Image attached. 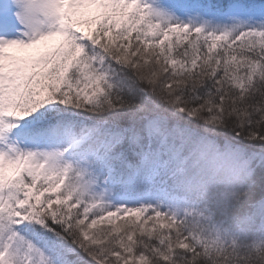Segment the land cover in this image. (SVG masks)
<instances>
[{"label":"trees","instance_id":"trees-1","mask_svg":"<svg viewBox=\"0 0 264 264\" xmlns=\"http://www.w3.org/2000/svg\"><path fill=\"white\" fill-rule=\"evenodd\" d=\"M130 1L125 3L95 0L96 3L92 6L90 3L80 9L77 6L73 15L82 13L79 22L71 18L70 14L66 12L63 14L59 25L57 24L59 34L54 35L58 42L59 54L53 62L49 59L48 66H43L44 63H41L31 69L37 73L33 80L38 84L37 91L31 93L32 86L30 85L27 91L25 87V98L20 102L17 114L18 117H27L26 126H21L16 133L9 135L13 143V138H20V136L24 137L23 139L26 138V134L32 131L35 121L31 118L33 114L30 113L33 111V105L42 96L43 89V93L50 90L55 87L54 83H68L69 81L72 84L74 82L72 80H75L74 83L77 84L75 90L79 94L87 92L86 87H93L96 81L104 88H108L117 76H123L126 86L124 90L115 88L114 92L104 93L112 99L114 102L112 106L115 109L131 112V116L123 117L121 122L111 123L114 120L97 105L93 104V109H91L84 103L80 105L77 112L60 108L56 113L39 117L45 119L56 114L57 116L58 114L69 115L67 113L82 115L80 118H62L70 120L75 125L76 131L85 127L83 132L91 136L89 141L79 145L82 149L86 145L89 149L93 148L91 139L99 134L106 139L107 148L110 150L104 151L101 160L105 164L104 169L108 179L102 182L100 180L97 184L102 186L111 183L120 190L110 186L107 191H117L101 194L96 200L90 195H82L75 191L77 190L74 181L76 172H65L55 182L38 181V179L35 182V179L31 180L33 177L28 176V172L20 171L22 178H12L16 192L22 189V194L17 199L19 200L18 206H21L27 197L33 204L38 202L44 208L41 211H29V213L32 212L30 216H34L29 218L23 216L22 213L18 215L8 211H4L5 215L11 218L10 221L27 224L26 227H30V230L37 233L35 240L39 248L53 260V264H264V165L255 164L250 173L248 171L243 173L232 163L231 170L227 169L223 162L206 166L205 158L195 163V158L199 153L193 154L190 150L184 158L190 165L173 162L176 159L175 156L166 149L167 145H164L171 133L165 130L162 133L164 136L158 134L157 141L153 145L149 140L146 141L147 144L141 141L142 145L140 144L137 150L143 152L142 156L133 155L128 143L129 132L133 128L130 126L155 118L154 120L162 121L166 127L172 129L181 122H188L193 124L189 126L197 132L205 133L206 130L214 132L212 134L218 140L223 139L226 140L224 142L231 143L229 148H238L235 151L238 153L235 157L236 161L240 158L253 157L249 153H255L264 158V82L260 81V77L254 71L255 67L261 64V69H264V51L247 47L245 44L229 49L230 52L226 56L230 57L229 65L232 68L228 70L215 69V61H212L209 66H200L199 63L191 61L195 54L187 55L180 50L174 58L175 54L170 56L171 59L168 62L171 73L177 76L179 69L184 75L181 77V72H179L177 77L186 79L182 82L181 89L175 91L174 96H177L187 108L190 106L198 108L197 112L203 111L209 105L222 103V109L227 110L221 109L219 115L228 116L227 113L231 112L230 115L235 117V119L231 117L227 120H218V124L209 125L200 118H196L197 114L195 117L187 118L172 113L167 107V99L170 97L167 90L150 92L144 81H140L138 77L134 78L139 75L132 70L131 66L115 60L114 57L106 59L107 61L95 57L94 61L89 64L90 69L86 72L78 70L84 67L82 60L70 64L63 61L55 66L60 57H67L69 49H75L76 53L80 49H86L88 55L95 50L94 45L90 46L92 38L88 33L91 28L100 26V19L107 20L108 23L105 26H112L111 32L114 33L120 32L115 28L119 25L116 18L123 20L122 24L138 28H146L142 26L144 25L142 22H150L152 26L146 25L148 28L144 32L147 34L155 32L158 36L155 38L159 40L173 32H183L187 35L200 32L199 28L194 25L183 27L179 24H172V21L163 16L155 17L154 13L151 18H146L145 16L150 12L134 4L139 3L140 5V1ZM149 3L150 0L145 1L146 9L149 8ZM87 8L89 12L83 16V11ZM112 18L114 19L109 21ZM130 27L124 28L127 33L130 32L128 34L132 32L128 29ZM239 36L243 35L235 31L230 38ZM236 42L249 44L242 40ZM194 48L199 49L200 47ZM183 49L186 50V47ZM95 51L93 54H96ZM97 52L100 54L101 51ZM203 54L205 53L201 55ZM207 54L214 59H219L223 53L209 50ZM208 55L207 59H209ZM220 64L222 65L221 61ZM63 72L67 74L62 77ZM87 75L88 77H85ZM55 79L56 81L52 83ZM132 87L136 89L134 93L128 90ZM116 101L118 104L115 103ZM81 108L92 110V113L83 111ZM141 108L154 112L145 114ZM229 108H233L234 111ZM235 109L239 112L236 113ZM154 113H159V117L148 116ZM133 118L137 119L134 121ZM91 119L103 122L97 126ZM181 132L188 133L184 129ZM208 136L214 138L212 135L208 134ZM164 138L165 141H163ZM177 138H182L181 134ZM181 140L185 141L183 138ZM146 146L147 149H145ZM100 148L103 149V147ZM242 154L244 156H241ZM188 166H191V170L185 173L184 169ZM212 168L214 171L211 170ZM232 171L241 175L245 174V176H240L233 186H228V178L231 177ZM256 171L257 177L255 178ZM237 183L238 187H235ZM156 187L164 189V193L171 198L175 196L174 199L181 206L168 203L162 197L163 193L157 196ZM65 196L72 198L67 201L72 208L67 210L59 203L60 198ZM131 196H141V199L134 200ZM114 197L119 199L111 201ZM155 197L162 201L158 204ZM52 202L56 203L53 207L57 210L51 211L48 207ZM137 204H143L144 207L141 210L144 214L153 216L159 212V216L173 219L175 223L170 225V230L176 231L163 234L165 230H152L149 228L150 225L117 229L104 224L102 229L90 231L91 239L88 241L77 239L79 235L77 227H80L79 224L72 223V220L77 219L79 211L89 213L91 218L88 219L96 220L105 218V211L127 214L133 211V206ZM60 208L62 214L59 216ZM183 238H186L187 243ZM3 258L1 255L0 262L4 264H38L34 262L32 254L24 263L18 262L17 259H14L12 263L11 259Z\"/></svg>","mask_w":264,"mask_h":264},{"label":"rangeland","instance_id":"rangeland-1","mask_svg":"<svg viewBox=\"0 0 264 264\" xmlns=\"http://www.w3.org/2000/svg\"><path fill=\"white\" fill-rule=\"evenodd\" d=\"M111 1L127 3L130 0ZM139 1L140 5L139 3L134 4L141 6L142 10H148L150 12L145 16L146 18H151L153 13L155 17L158 15L160 17L164 11L168 15L179 19L176 21L179 22L180 26L190 27L192 25H197L201 31L197 32L195 35H187L183 32H173L159 40L155 38V36L158 37L155 32H153V34L150 32H148V34L144 32L148 28L146 25L152 26V23L150 22H142L144 24L142 26H145L146 28H138L122 24L124 21L116 18L119 25H116L115 28L120 32L114 33L111 32L112 26H105L108 21L100 19V26L91 28L88 33L92 38L90 46L94 45L96 51L92 50L88 55L85 48V50L80 49L78 53H76L75 49H69L67 57H60L55 66L63 61L70 64L71 62H79L82 60L84 67L77 69L86 72L90 69L89 64L94 61L95 57H99L102 61H107L106 59L114 57L115 60L131 66L132 70L139 75L134 76V78L137 79L138 77L140 81H144L147 84V87H149L150 92L155 90L157 92L167 90L168 95L170 96L167 99V107L172 113L183 115L187 118L195 117L197 114L196 118H200V120H203L207 125L218 124V120L230 119L232 117L230 115L232 114L231 112L227 113L228 116L219 115V111L222 109V103L209 105L203 111L197 112L198 108L192 106L187 108L177 96H174L175 91L181 89L182 82H185L186 79H180V77H177L179 72H181V77L184 75L179 69L177 76L173 75L170 71L168 61L171 59L170 56L175 54L173 56L174 58L180 50V52H184L187 55L195 54L194 56L196 58L194 57L191 61L199 63L200 66H209L212 61H215V69L224 68L225 70H228L232 68V66L229 65L230 57L226 56V54L230 52L229 49L237 48L240 47V45L245 44L247 47L257 48L264 51V6L257 11L246 12H240V10L235 9L237 7H229L227 9L228 11L223 14H216L220 13L216 12L212 15H206V11L200 12L202 10L201 7L187 4L183 0H150L148 9L145 8L146 0ZM88 3L92 6L93 3L96 2L95 0H0V257L3 255V259H11L12 263L14 262V259H17L18 262L24 263V261H28L31 254L34 262L36 261L38 264H41L42 262H44V264L54 263L53 260L45 255L41 248H39L35 240L37 233L34 230H30V227H26L27 224L25 223L10 221L11 218L4 213V211L18 215L22 213L23 216L29 218L33 216H30L32 212L29 213V211L34 210V212H36L41 211L44 208L38 202L33 204L30 199H27V197L25 198L24 203H22L21 206H18L19 200L17 199L20 198L22 189H19L16 192L12 178H22L19 173L20 171L28 172V176L33 177L31 180L35 179V182L37 179L38 181L44 180L45 182H55V180L59 179V177L65 172H76L74 181L77 185V190L75 191L82 193V195H90L96 200L100 198L101 194L114 193L117 191H107L111 186L108 183L107 185L102 186L97 184L100 180L101 182L102 180H106L103 175V170L105 169L102 163L96 162L93 173L90 172L89 165L97 161V158L100 159L96 153L92 154V156H94L93 159H88V154L82 153L75 156L64 157L63 161L58 157V153L66 156L67 152V147L61 149V143L67 142V146L70 147L69 150L72 151L78 146L83 138L74 141H71L72 138L66 141L55 139L53 144L49 145L50 149L46 148L48 146L47 144L45 145V143H36L35 146L30 143L35 149L40 147H43V149L38 151H20V148L16 149L9 136L14 132L16 133L21 126H26L27 117H18L17 114L20 102L25 98V93L29 86H32L31 93L37 91L38 84L33 82L37 73L31 69L41 63H44L43 66H48L49 59H52L53 62L59 54L58 42L54 37L55 34H59L57 24L59 25L65 12L68 13V15L70 14L71 18L79 22L82 13L77 15L74 13L73 15V12L77 6H79L78 9H80L85 7ZM167 3H174V6ZM185 5H189L190 7H186ZM83 12V16H86L89 9L87 8ZM187 16L189 18H186ZM203 18L207 19L206 23L208 24L206 26L197 24L200 22L196 20ZM113 19L114 18L109 19V21H112ZM181 19L189 20L181 21ZM133 24L137 25L136 23ZM127 27H130L128 29L132 30L131 34H128L130 32L127 33L125 31L124 28ZM235 31L243 36L230 38L231 35L235 34ZM174 34L179 35L175 36ZM240 40L249 44L247 45L244 42H236ZM183 47H186V50H184ZM194 47H200L199 49H203L202 51H198L199 49ZM209 50L220 54L222 52L223 54L219 59H214V57L207 54ZM94 51L96 54H93ZM97 51H101L100 54ZM202 53L205 54L201 55ZM76 54L81 57H77ZM207 55L209 59H207ZM220 61L223 66L220 64ZM261 66L262 64L255 67L256 69L254 71L257 72L260 81L264 82V69H261ZM61 74L63 77L67 72ZM85 77H88V75ZM124 80L125 77L117 76L115 81H113L108 88H104L96 81L95 84L92 83L94 85L93 87H86L87 92L79 94L75 90V86L77 85L74 83L75 80H72L74 81L72 82L73 86L69 81L68 83L56 82L53 84L55 87H52L50 90L43 93V89L41 92L42 98H39L38 102L33 105V111H30V113L33 114L31 118L35 119V121L44 119L39 117L56 113L60 108L66 110L70 109L77 112L80 105L84 104L88 108L93 109L92 105L95 104L114 120V122L111 123L121 122L123 117L131 116V112L115 109L112 106V104H114L112 99L105 96L104 93L111 92L115 88L116 90H124L126 87L123 82ZM55 81L56 79L53 80L52 83ZM128 90L129 92L134 93L136 89L132 87ZM110 94L111 93H109V95ZM100 97H102L103 100ZM164 98L165 95L163 96V99ZM91 100L93 101L91 102ZM115 103L118 104L117 101ZM81 109L92 113V110H87L86 108ZM229 109L234 111L233 108ZM238 109H235L236 113L239 112ZM222 110L227 109L225 108ZM142 111H144L143 113L145 114L154 112H151L149 109H142ZM149 115L159 117V113L148 114V116ZM133 119L135 121L137 118ZM231 119H235V117H232ZM91 121L97 126L103 122L102 120L96 119H91ZM189 125L193 126L192 123L181 122V124L176 125L177 127L174 126V129L171 127L165 128V132L171 133V141L169 142V145L175 144L177 140V144L171 149L173 153L172 155L175 156L177 163H187V165H190L184 158L187 153H190L186 148L191 147L190 151L193 152V154L199 153L194 162L196 163L198 160L205 158L204 162L206 163V166L207 164L213 166L214 164L223 162L224 166L231 170L232 163L237 166V169L240 168L243 173H246L247 171L250 173V170H252L255 164L258 166L264 165V158L255 153H249L252 154L253 157L249 156L246 158H240L239 161H236L235 157L238 153L235 151L238 148H229L231 145L229 141L224 142L226 140H218V138L212 134L214 132L209 130H206L207 132L205 133L197 132ZM182 129L188 133H182ZM180 134L182 138L188 142L181 140L182 138H177ZM208 134L214 136L216 139L208 136ZM162 135L164 136V134ZM149 136L152 137V140H157V128H155V125L149 127V130L146 125L142 133L138 135L137 143L140 144L142 141L147 144L146 141ZM163 141H165V138ZM93 143L97 144L96 147L98 148L107 145L106 140L102 136H99V138L94 140ZM112 146L110 148H112ZM81 155H86L83 161L75 160L77 156ZM241 156H244V154ZM41 160H47L48 162ZM65 162H69L70 164ZM16 168L20 169L16 171ZM216 169H218V167ZM184 170L185 173H188L191 170V166L186 167ZM211 170L214 171L213 168ZM240 176H245V174L241 175L233 172L231 177L228 178V186H233ZM254 176L255 178L257 177V171ZM108 182L110 183V181ZM120 187L124 186L120 185ZM235 187H238V183ZM117 189L120 190L119 187H117ZM160 189L162 188L156 187L157 196L158 194L161 195V193H163L162 197L168 203L177 204V200L174 199L175 196H172L171 198L168 194L164 193V189ZM12 196H14V198ZM131 197L138 201L141 199V196ZM155 198L157 199L158 204L159 201H162L157 197ZM71 199L70 196L61 197L59 203H61V206L67 210L68 208H72L67 202ZM118 199L119 198L114 197L111 201H116ZM55 205L56 203L52 202L48 207H50L51 211L53 209L57 210L53 207ZM142 205L143 204L134 205V210L127 214L117 213V211H105V218L96 220L88 219L91 218L89 213L79 211L76 217L77 219L72 220V223H77L80 227H77L79 233L77 239L80 241H88L91 239L90 231L100 230L104 227V224H108L111 228L117 229H125L127 227L129 228V226L144 227L150 225L149 228L152 230H165L163 234H169L176 231L170 230V225L175 223L173 219L162 215L159 216V212L157 215L153 216L144 214V211L141 210L144 207ZM177 205L181 206L179 204ZM62 209L60 208L58 210L59 216L62 214ZM183 240L187 243L186 238H183ZM0 264L4 263L0 262Z\"/></svg>","mask_w":264,"mask_h":264}]
</instances>
